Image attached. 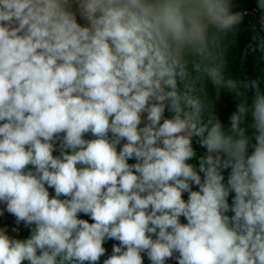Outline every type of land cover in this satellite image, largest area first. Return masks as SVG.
Returning <instances> with one entry per match:
<instances>
[{
  "label": "clouds",
  "instance_id": "clouds-1",
  "mask_svg": "<svg viewBox=\"0 0 264 264\" xmlns=\"http://www.w3.org/2000/svg\"><path fill=\"white\" fill-rule=\"evenodd\" d=\"M76 2L89 26L76 22L70 0H0V202L17 223L35 225L26 240L0 229V264H96L106 239L120 244L103 264H142L145 252L151 264L175 253L178 264H264L258 82L251 155L246 102L231 134L204 119L206 84L238 96L249 87L225 77L221 46L243 14L229 0ZM88 132L96 138L85 140ZM194 137L207 150L198 170L187 163Z\"/></svg>",
  "mask_w": 264,
  "mask_h": 264
},
{
  "label": "crops",
  "instance_id": "crops-1",
  "mask_svg": "<svg viewBox=\"0 0 264 264\" xmlns=\"http://www.w3.org/2000/svg\"><path fill=\"white\" fill-rule=\"evenodd\" d=\"M229 3L231 11L234 13L239 9L249 6L259 7L258 0H229ZM259 9L260 14L251 19L253 25H249L248 23H239L234 27V29L221 36L224 75L226 78L239 79L242 82H247L249 84L247 89L243 87L240 88V92L244 95L238 96L236 92L227 88L217 93L214 85L211 83L205 85V92L210 103V107L204 112L205 122H207V119L210 116H214L223 126L225 134H231V115L237 112L238 105L240 103L246 102L249 111L245 114L241 127L245 129V135L249 139V147L257 143L255 139L257 132L253 127L254 119L252 116V104L253 98L256 94V89L251 86L252 81H257L260 92L264 93V51L259 49L260 40L264 39V24H262L264 9H261L260 7ZM69 10L75 14L76 22L78 24L81 26H89V22L82 17L76 0H70ZM146 116L147 113H144L140 127H143L147 123ZM111 135L112 134L109 133V137H111ZM124 143H126V140H121V143L117 146V151L122 148ZM192 146L196 155L187 161V163L193 165L198 170L199 158L204 155L207 150L200 145L199 138L196 137L193 138ZM53 155H60L58 146ZM136 162L135 158L128 160L129 164H134ZM78 167H80V165H78ZM28 168L31 169L32 166L29 165ZM199 174L201 175L202 173ZM228 178L229 175L224 177L223 180V183L226 186ZM192 186H194V184ZM48 191L50 193V197L55 195L54 188H49ZM234 196V191L229 193L227 199L230 206L233 203ZM65 198L67 197H61V199ZM0 212H2V214H0V229H3L10 238L19 240H26L30 238L31 230L35 227L34 224L28 226L23 221L17 223L16 217L7 212L6 204L3 202H0ZM226 215L231 217L234 213L229 211ZM181 222L186 223V220L181 217ZM153 239H155V235H153ZM119 244L120 242L115 239H106L102 245L105 248V253L100 257L96 264H103L104 260L108 259L113 254V245L119 246ZM176 255H178V253H175L174 257ZM141 256L142 264H151L146 252L141 253ZM174 257L168 259L166 264H178V261ZM22 264H30V262L22 261ZM84 264H90V262L85 261Z\"/></svg>",
  "mask_w": 264,
  "mask_h": 264
},
{
  "label": "trees",
  "instance_id": "trees-1",
  "mask_svg": "<svg viewBox=\"0 0 264 264\" xmlns=\"http://www.w3.org/2000/svg\"><path fill=\"white\" fill-rule=\"evenodd\" d=\"M171 115H172V113L168 109H166L165 113H164V118H170ZM162 122H163V120L161 121V123ZM83 138L85 140H92V139H95L96 137H94L91 134V132H88V133L84 134ZM253 146L248 147L247 155H251L252 154V152L254 151V147ZM67 151H69V153H71V149H69ZM230 173H231V168L230 167L227 168V169H222V174H223L224 177L230 175ZM201 177L203 178V173L201 174ZM192 190L193 191H198L199 190V186H197V185L192 186ZM182 198L186 201L188 199V193H183L182 194ZM78 219H84V220H87L89 223H94V221L90 218L89 215H86V214H84L82 212L78 213Z\"/></svg>",
  "mask_w": 264,
  "mask_h": 264
},
{
  "label": "built area",
  "instance_id": "built-area-1",
  "mask_svg": "<svg viewBox=\"0 0 264 264\" xmlns=\"http://www.w3.org/2000/svg\"><path fill=\"white\" fill-rule=\"evenodd\" d=\"M236 12L243 14V18L240 23H248L249 25H253L251 19L257 17L260 14V9L257 6H249L239 9Z\"/></svg>",
  "mask_w": 264,
  "mask_h": 264
}]
</instances>
